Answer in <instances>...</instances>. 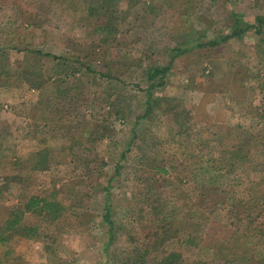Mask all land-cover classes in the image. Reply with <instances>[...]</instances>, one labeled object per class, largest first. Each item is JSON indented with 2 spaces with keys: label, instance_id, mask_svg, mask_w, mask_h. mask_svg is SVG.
<instances>
[{
  "label": "rangeland",
  "instance_id": "rangeland-1",
  "mask_svg": "<svg viewBox=\"0 0 264 264\" xmlns=\"http://www.w3.org/2000/svg\"><path fill=\"white\" fill-rule=\"evenodd\" d=\"M126 1H136V4L127 7L125 2L120 5L122 0H0V223L7 218L13 205L23 202L33 193L51 198L55 191L59 200L70 205L62 218L55 222H47L44 217H37L35 221V218H30L34 223H41L40 233L35 239L27 240L16 236L10 242L1 244L0 264H97L104 241L105 228L101 221L104 190L96 191V199H89L87 193L99 183L107 185V178L114 174V166L126 147L125 141L133 135V116L146 108L143 89L149 84L146 80L147 68L152 65H168L177 46L183 48L192 43L210 41L230 34L236 18L233 13L245 23H255L256 17L264 16V0ZM90 7L98 10L88 18ZM107 10L113 14L112 24L115 29L110 37L104 32H95L96 25L92 24L99 12ZM178 13L188 14L183 16L186 20L183 26V22L177 20ZM187 19L191 24H187ZM176 21L178 29L174 31ZM257 35L254 29H249L242 38L221 40L216 46H196L173 59L165 83L154 91V95L173 98V102L179 104L170 111L165 102L161 108L155 107L152 122L147 123V119L141 118L137 133L146 139L150 149L140 148V141L135 140L131 151L120 161L121 180L111 182L112 204L116 213L113 219L120 231L124 233L128 229L129 219L122 216V213L129 203L134 183H141V189L147 182L152 183V189L144 188L143 196L146 198L156 197L159 190H165V186L169 185L168 180L171 182V191L163 196L170 198L178 193L187 194V191L193 196L195 192L192 189L197 186L196 182L206 181L208 176V181H212L211 175L217 171L210 164V158L203 160L201 168L197 170H192L187 165L189 149L204 148L202 144L207 141L202 124L196 122L199 117L195 113L201 106L205 88L200 83L195 84V88L189 87L195 82L186 75L189 69L192 71L190 64L194 60L200 62H194V66L198 67L197 71L205 67L203 71L205 78H208V85H213L216 81L222 87L216 89V100L205 104L206 111H201L200 117L207 122L214 120L215 123L228 125H237L242 121L241 133L232 131V134L226 136V149L248 146L247 130L258 129L253 126L255 121L251 116L257 114H252V111L264 103V42L258 41ZM24 47L52 54H80L83 56L82 61L86 60L84 55L89 54L93 59L90 62L92 67L97 71L111 69L114 76H100L97 71L88 72L81 67V71L74 75L71 73L69 82L60 85V90L56 92L53 80L46 81L42 89L31 88L32 92H26L32 86L29 80L37 79L39 75L37 72L29 79L23 74L26 59L28 63L34 62L36 69L43 71L46 76L42 79L53 72L60 73L62 67L58 69L56 64L53 66L55 61L51 57L38 59L39 61L32 53L25 57ZM65 63L63 60L62 64ZM105 63H109L111 67L104 68ZM72 65L80 66L78 62H73ZM232 77L237 81L233 83ZM16 79L21 80L23 85L18 82L12 84ZM230 88L235 96L241 98L244 106L235 104ZM41 99L45 100L41 102ZM108 104L123 105L126 110L131 111V120L119 124L118 120L109 115ZM180 112L188 115L191 134L179 133L175 117ZM243 114L247 116L244 119L240 117ZM105 117H108L106 125L114 128L113 136L95 143L84 140L95 124L102 122ZM33 122L36 123L33 132L38 135L28 136L22 129ZM77 123H81L82 127H77ZM146 123L149 124L147 130ZM11 125L21 128L19 137L15 133H8L13 129ZM47 125L54 129L44 138L43 133H39L48 129ZM113 139L119 140V146L112 145ZM84 146H92L96 153L93 152L95 150L89 153ZM39 149L49 154L52 165L47 170H34L25 159L29 153ZM88 155L92 161L87 168L84 158ZM257 158L253 168L246 171V175H250V179L255 181L264 175V155L261 160ZM161 160H167L168 172H152L154 177L150 175L145 179L143 175L148 174L144 167L153 170L151 166ZM200 160L201 158H197L195 161ZM262 160L263 163L260 162ZM103 161H107V164L102 165ZM81 162L82 165H79ZM251 162H245V166L252 167ZM206 167L209 173L206 172ZM101 170L103 173L97 175ZM29 174L37 177H30ZM17 177L24 181L23 188L16 183ZM219 179L223 181L221 177ZM142 180L145 182L142 183ZM258 189L262 194L260 209H264V185L260 184ZM180 203L170 205L172 207L169 209H174L170 214L186 235L187 231L195 230L197 225L191 226L192 222L187 220ZM87 208L88 215L85 211ZM214 216L224 222L229 220L222 206L217 208ZM238 224L245 229L250 225V220L244 219ZM55 229L62 230L61 240L58 241L66 247L61 248L62 253L59 252L58 245L53 246L44 236ZM203 229L200 225L197 226L198 233H203ZM227 233L228 229L225 230V234ZM257 240L254 250L257 255L264 257V238ZM184 244L185 259L206 258L209 255L207 249L192 248L189 243ZM187 247H191L193 251H187ZM19 256L21 258L16 259ZM154 261L153 257L148 264H153Z\"/></svg>",
  "mask_w": 264,
  "mask_h": 264
},
{
  "label": "trees",
  "instance_id": "trees-1",
  "mask_svg": "<svg viewBox=\"0 0 264 264\" xmlns=\"http://www.w3.org/2000/svg\"><path fill=\"white\" fill-rule=\"evenodd\" d=\"M125 2L127 7L136 4V1L131 2L122 0L120 5H123ZM90 10L92 12L89 11L90 13L88 18L92 17L93 13H95L98 8L90 7ZM184 15L188 16L186 13L177 14V20L180 19L183 22L181 26L186 23V20L183 19ZM233 16L236 18L232 24V31L230 34L210 41L192 43V45H186V47L183 48L177 46L175 53L171 55L168 65H152L147 68L146 80L149 81V84L144 89L140 87L145 91L146 94V108L143 112L137 113L135 116H133V118L135 117L131 126L133 135H130L128 140L125 141L126 147L121 151L119 161L117 160V163L114 166V174L112 176H108L107 185L102 186L99 183V185H97L95 188L92 187L87 193V197L89 199H96V191L104 190V197L102 199L104 212L101 214L102 225L105 228L103 233L104 241L103 245L101 243L102 246L100 247V251L102 255L99 257V262L97 264H148L149 259L153 257L155 259L153 264H264V257L257 255L254 250L258 243L257 239L264 238V209H260L262 203V194L258 189L260 184L264 185V175H262V177L257 181H255L253 178L250 179V175H246V171L248 172L251 168H253V165L255 162H257L254 161L255 158L258 157L257 159L259 160L263 159L264 103L261 107L254 108L255 110L252 111V114H254V112L257 114L251 116V119L255 121L253 126L257 127L258 129L251 130V128H249L247 130L249 136L248 146L246 148L232 146L227 150L226 136L228 137L229 134H232V131H234V133H241L240 128H242L243 122L240 121V123L237 125H228L222 122L215 123L214 120L207 122L203 120L202 117H200L199 113H201V111H206L205 104L211 102L212 100L214 101V99L216 100V89H222V87H220L219 82L216 81H214L213 85L207 84L208 78H205L206 75L203 71L205 70V67L197 71L198 67L194 66L196 65L194 62H198V64H200L198 60H194L190 64L192 71L189 69L186 75L188 76L189 80L195 82H193L194 84L189 87L195 88V84L200 83V85L204 86L203 88H205L204 93L201 96V106L195 110V113L196 117L201 118L196 119V122L202 124L201 128L203 129V134L207 141L202 144V146H205L204 148L201 147L200 149H189L187 152V165L192 168V170H197V168H201L203 160H208V158H210V164L213 165L214 170H217L216 173L211 175L212 181H208L210 180V177L208 176L206 177L208 180L196 182L197 186L193 188L194 190L192 189V191L195 192L193 196H190V192L187 191V194L183 193L182 195H179L178 193L177 196L175 194L170 198L163 196L165 193H170L171 191V182L169 183L168 179L169 185L165 186V190H159L156 197L153 196L146 198L143 196L145 193L144 188L150 189L152 183L147 182V185L143 186V189L140 187L141 183H134L135 185L131 190L129 203L124 208L122 213V216L129 219V223L127 224L128 229L123 233V231H120V228H118V225H116L113 219V216L116 213L114 211V205L112 204L110 189L112 188L113 184L111 182L113 180H121L119 178L122 168L120 161H122L131 151L135 140H139L140 144H144L147 146V148L149 147V143L146 141V139L137 133V127L140 124L141 118L147 119V123L152 122L155 107L161 108L162 103L165 102L167 104V110L170 111L179 104V102L178 104L174 103L173 98L154 95V91L157 88L162 87L165 83L167 73L170 70V64L173 59L182 53L190 51L196 46H216L220 44L219 42H221V40H228L232 37L242 38L243 34L249 29H254L256 34H258L257 36H259L258 41L264 42V16L260 15L256 17L255 23H245L239 17H237V14L234 13ZM112 19L113 14L108 13V10L104 13L99 12L96 21L92 22V24L96 25L94 27V31L100 33L104 32L108 35L107 37L112 36V33L115 32ZM188 23H190V21L188 22L187 19V24ZM89 26L90 25L88 24V27ZM174 26V31H176V29H178V27H176L177 21ZM107 37H105V40H108ZM23 50L26 53L25 57H28V54L31 53L35 55L34 58L36 60H41L43 58L48 59L51 57L55 61L53 62V66L56 64L58 69H61L62 67L60 73L55 74L53 72L52 75H47L46 79H42L45 75L42 73L43 71L41 69H36V64L34 62L28 63V60L26 59L23 63V74L30 79L32 75H35V73L39 72L37 73L39 74L37 79L29 80L32 86H29V88H27L29 91L26 92H32L31 88L42 89L45 82L50 80H53L52 82L55 83L56 92L60 90V85L62 86L69 82L70 75H74L81 71V67L85 68L88 72L95 73L97 71L90 63L93 59L89 57V54L84 55L86 60L84 61L83 59L82 61L83 56L80 54L75 56L52 54L50 52H43L41 50L33 51L26 47H24ZM63 60L64 63H67L62 64ZM73 62H78L80 66H73ZM103 66L104 68L111 67L109 63H105ZM15 70L18 71V69ZM96 73H99L100 76L105 77L114 76L111 73V69L100 70ZM231 81L234 83L237 80L235 77H232ZM17 82L18 84L23 85L21 80L19 81L18 79H16V81H14L12 84H16ZM231 88H233V86H231ZM231 91L235 104H243L241 98L238 97V95L235 96L232 89ZM50 96H48V98H50ZM108 112L110 113H108L110 116H113L112 118L118 120L119 124H125L126 121L131 120L129 119V116L132 115L130 114L131 111L126 110L123 105H109ZM248 114L252 115L251 113ZM91 115L94 117L93 114ZM187 116L188 115H184L181 112L178 114V116L176 114L175 119L179 127V133L181 134L192 133L190 132L191 126L188 125ZM240 117L246 118L247 116L243 114ZM107 122L108 117H105L102 122L95 124L94 129L90 130V135L84 138V140H92V142L95 143L102 138L112 137L115 131L112 126L110 127L109 125H106ZM147 123V128L145 130L149 129V124ZM80 125L81 123H77L76 126L80 128ZM48 129V131H51L54 128L50 126ZM48 131L44 132L47 134L49 133ZM8 133H15V131L9 130ZM82 133L85 132L82 131ZM82 142L81 144L84 145ZM119 144L120 143L118 139L112 140L113 146H119ZM83 148L86 151H89V153L90 151L95 150L92 146H84ZM254 148L256 149L253 150ZM149 149L150 148L147 150ZM93 152L96 153V150ZM48 155L49 154H47V152L38 150L32 152L26 160L30 162L31 168L34 170H47L52 165V163L49 161L50 158ZM197 158H201V160L196 162L195 160ZM84 159L87 161V164H84V162L83 164L88 168L87 165H90L92 159L90 158V155L86 156ZM247 161H254L251 162L252 167L245 166V162L247 163ZM260 162L263 163V160ZM167 163V160L158 161V164L151 166L153 170L144 167L148 176H145V174L143 176L145 179H147L153 176L152 172L167 173ZM101 164L106 165L107 161H103ZM79 165H82V162ZM87 168L86 173H88ZM206 172L209 173L207 167ZM31 173L33 174V172ZM102 173L103 170H101L100 173L98 171L97 175ZM32 174H29V176L37 177V175L35 176ZM219 177H221L223 181H220L221 179H219ZM245 178L249 179L245 180ZM17 179L18 181L16 183H18L19 186L23 188L24 181L18 177ZM141 182L143 183L145 181L142 180ZM99 186H101L100 189H98ZM1 190L2 187H0V192ZM179 201H181V203ZM177 203L181 204L182 212L184 215H186L187 220L192 222L191 226L200 225V227L204 228L203 233H198L196 226L194 228L195 230L191 232L187 231V234L185 235L180 225L175 224L173 215L170 214V211L172 210L173 212L174 209L170 210L169 208L172 207L170 205H176ZM220 206L226 210V214L229 219L227 222L219 220L214 216L215 211ZM69 207L70 205L65 204L62 200L57 198V192L55 191L52 192L51 198L43 197L36 193L29 195L28 198L23 202L13 205L8 213L7 218L2 223H0V245L10 242L16 236L27 240L35 239L36 236H38L37 234L40 233L41 228V223L33 222L37 220V217H44L47 222H55L62 218ZM88 208L85 209L87 215L89 214L87 212ZM213 216L215 218H213ZM30 218L32 220L34 218L35 219L32 221ZM244 219L250 220V225L247 228L242 229L238 223ZM213 223H215V225H213ZM226 229H228L227 234H225ZM44 236L46 237L47 241L52 242L53 246L58 245L59 252L62 253V247L66 248L63 243H58V241L61 240L62 230L55 229L51 232H48ZM184 243H189L192 248L200 247L202 249H207L206 251L209 253L208 257L185 259L184 256L186 247L184 246ZM191 247H187V251L192 250ZM19 258L21 257L19 256L16 259Z\"/></svg>",
  "mask_w": 264,
  "mask_h": 264
},
{
  "label": "crops",
  "instance_id": "crops-1",
  "mask_svg": "<svg viewBox=\"0 0 264 264\" xmlns=\"http://www.w3.org/2000/svg\"><path fill=\"white\" fill-rule=\"evenodd\" d=\"M52 74V73H51ZM33 90V89H32ZM42 100V99H41ZM45 99H43L41 102H43ZM48 100V99H47ZM7 105V104H6ZM109 105V104H108ZM34 106V105H33ZM109 107V106H108ZM9 113H11V111H8ZM26 118V117H25ZM38 122H41V121H38ZM34 124H36L35 122H33L32 123V125H30V124H27L26 125V127H24L22 130L28 135V136H35V135H38L37 134V132H33V128L34 127H36V126H34ZM45 125H46V123H44ZM51 125H53V123L51 122ZM11 127L13 128L12 130L13 131H15V133H16V135H17V137H19V134H18V132L21 130V128L20 129H18L17 128V126L15 127L14 125H11ZM45 127V126H44ZM50 127V126H49ZM48 127V125L46 126V128H49ZM11 130V129H10ZM49 129H47V130H45V131H48ZM49 132V131H48ZM41 133H43V135H44V138H46V136H47V134H46V132H44V131H40V133H39V135H41ZM33 134H35V135H33ZM16 137V138H17ZM42 139V138H41ZM34 141H35V139H33ZM16 144V143H15ZM14 144V145H15ZM142 146H140V148L142 147V149L144 148L145 150H147L148 148H147V146H145L144 144H141ZM40 150V149H39ZM35 151H37V150H34V151H32V152H35ZM31 153H29L26 157H25V159H27L28 157H29V155H30Z\"/></svg>",
  "mask_w": 264,
  "mask_h": 264
}]
</instances>
